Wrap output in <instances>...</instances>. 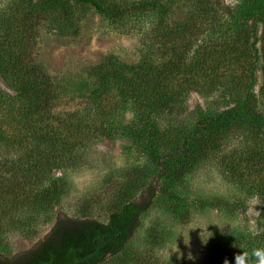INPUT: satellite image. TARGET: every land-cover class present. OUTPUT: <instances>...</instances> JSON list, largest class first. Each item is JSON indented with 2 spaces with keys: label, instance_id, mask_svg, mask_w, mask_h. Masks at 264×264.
Here are the masks:
<instances>
[{
  "label": "trees",
  "instance_id": "16d2710c",
  "mask_svg": "<svg viewBox=\"0 0 264 264\" xmlns=\"http://www.w3.org/2000/svg\"><path fill=\"white\" fill-rule=\"evenodd\" d=\"M86 8L138 36L139 57L128 63L109 55L58 83L35 52L38 24L52 19L72 30ZM65 93L82 97L81 106L54 109ZM193 93L205 105L188 112ZM117 138L149 159L150 176L105 221L58 215L30 248L0 253V264H129L125 247L142 215L212 158L243 195L227 203L233 211L252 198L260 205L258 231L231 238L230 264L243 250L264 247V0H13L0 7V236L35 239L68 189V173L90 163L97 144Z\"/></svg>",
  "mask_w": 264,
  "mask_h": 264
},
{
  "label": "rangeland",
  "instance_id": "374dc122",
  "mask_svg": "<svg viewBox=\"0 0 264 264\" xmlns=\"http://www.w3.org/2000/svg\"><path fill=\"white\" fill-rule=\"evenodd\" d=\"M12 1L0 0V7ZM38 26L35 52L58 83L84 76L90 66L109 55L134 63L141 50L138 36L121 32L89 8L72 30H60L52 19ZM82 102V97L65 93L54 103V109L68 111ZM197 103L205 105L200 95L191 94L188 112ZM188 114L182 119L191 123L193 117ZM214 162L212 158L186 173L173 183L169 195H158L125 247L129 264H224L225 260L230 264L227 247L231 238L258 231V201L252 198L246 201L245 210L233 211L227 203L235 198L242 201L243 195ZM151 170L149 159L127 139L97 144L90 163L68 173V189L37 237L28 240L18 231H9L0 236V253L11 256L30 248L61 214L105 221L120 199L133 194L135 184L144 182ZM203 201L209 206H202Z\"/></svg>",
  "mask_w": 264,
  "mask_h": 264
},
{
  "label": "clouds",
  "instance_id": "9594fccd",
  "mask_svg": "<svg viewBox=\"0 0 264 264\" xmlns=\"http://www.w3.org/2000/svg\"><path fill=\"white\" fill-rule=\"evenodd\" d=\"M224 264H229L228 260ZM235 264H264V247H256L251 252L243 250L235 256Z\"/></svg>",
  "mask_w": 264,
  "mask_h": 264
},
{
  "label": "water",
  "instance_id": "95a60500",
  "mask_svg": "<svg viewBox=\"0 0 264 264\" xmlns=\"http://www.w3.org/2000/svg\"><path fill=\"white\" fill-rule=\"evenodd\" d=\"M79 263V261H76L75 264Z\"/></svg>",
  "mask_w": 264,
  "mask_h": 264
}]
</instances>
